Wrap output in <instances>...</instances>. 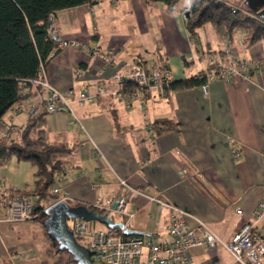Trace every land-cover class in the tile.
Instances as JSON below:
<instances>
[{
  "label": "crops",
  "instance_id": "obj_1",
  "mask_svg": "<svg viewBox=\"0 0 264 264\" xmlns=\"http://www.w3.org/2000/svg\"><path fill=\"white\" fill-rule=\"evenodd\" d=\"M180 7L168 11L162 1L97 0L91 6L84 2L56 10L57 35L88 43L89 49L48 53L40 78L76 92L83 87L96 91L101 85L104 93L92 102H73L76 119L62 108L40 112L49 141L71 150V158L62 162L56 176L59 199L94 205L122 190L132 197L128 205L134 211L126 225L163 243L171 239L165 227L167 210L149 198L159 192L186 213L190 224L198 218L227 242L242 217L236 207L247 215L264 196V65L250 70L248 78L210 81L207 96L200 84L170 87L164 97L154 88L145 90V117L131 93L134 86L121 90L112 79L125 61L149 64L154 59L166 60L174 80L191 78L208 70L206 54H221L226 47L239 56L264 59L263 42H249L241 28L229 36L223 26L207 23L219 30L221 44L213 37L202 39L199 31L189 35ZM241 32L248 38L243 50L238 46ZM111 46L118 52L104 64L100 53ZM36 87L22 100L12 123L25 124L30 103L47 98L45 85ZM164 119L172 126L167 127ZM10 138L19 136L12 132ZM230 139L237 142L239 155L232 152ZM29 164L16 170L9 160L0 163V195L5 188L34 187V166ZM182 166L200 173V187L182 177ZM119 178L138 192L118 184ZM52 202L46 199V206ZM252 232L264 233V214ZM69 259V253L52 249L42 221L10 220L7 202L0 198V264H69ZM182 264L240 263L217 244L192 246L190 260Z\"/></svg>",
  "mask_w": 264,
  "mask_h": 264
},
{
  "label": "built area",
  "instance_id": "obj_2",
  "mask_svg": "<svg viewBox=\"0 0 264 264\" xmlns=\"http://www.w3.org/2000/svg\"><path fill=\"white\" fill-rule=\"evenodd\" d=\"M97 0H87L91 6ZM232 10L236 6L229 3ZM188 7L184 8V12ZM244 14H248L243 10ZM56 33V31H55ZM57 34V33H56ZM248 38L244 32L240 33L238 46L242 50L246 48ZM64 48L89 49L88 43H83L75 38H64L57 35L54 45L49 55ZM117 47H107L102 50L100 56L105 63L110 62L117 54ZM208 70L203 73V82L200 87L204 96L209 93L208 84L212 80L228 79L229 77L242 76L249 77L252 69L260 70L264 65L263 58L250 59L239 56L228 47L221 54L208 53L205 55ZM81 74V69H79ZM112 79L119 85L121 90H125L128 82L136 84L131 93L137 97L141 114L146 115V101L144 92L154 88L159 96H166L171 87L174 77L166 60L154 59L149 64L139 61H125L112 74ZM31 88L37 89V84L45 85L48 90L47 98L37 103L31 102L26 111L29 115L44 111H52L63 108L75 115L72 110V103L92 102L104 93L103 86L98 85L96 91H89L86 87L78 92L73 87L59 89L46 79L40 77L30 79ZM128 105V104H127ZM22 100L16 101L8 110L7 116L0 117V135L10 137L12 132L21 136L24 124L12 123L14 115L22 110ZM73 119V120H74ZM151 129H148L150 131ZM230 147L235 155L240 154V149L234 139H230ZM60 171L58 172V174ZM182 177L193 182L200 187V173L189 170L186 166L180 168ZM117 183L125 186L128 190L138 192L134 187L128 185L127 181L119 178ZM0 188L3 186L0 184ZM52 190L55 193L60 191V186L54 182ZM150 199L158 201L166 210L165 227L171 235L167 242L160 243L154 236L124 235L122 230L113 229L106 225L103 227L89 226V221L83 218H70L68 227L76 238H84L85 246L93 251L91 254L94 264H182L190 260V248L195 245H205L213 247L223 244L232 254L233 259L240 264H264V233L256 234L252 232L253 225L264 214V196L261 197L249 214H244L240 206L236 211L242 214L241 220L230 239L224 242L204 221L197 218L194 224H190L186 219V213L176 204H173L160 197L159 192L149 196ZM132 197L124 191L111 193L105 199H98L94 206L100 212H108L114 220H126L133 214V208L129 206ZM33 200L30 196L16 194L7 204L8 218L10 220H27L33 216ZM111 212L113 214H111ZM67 220V222H68Z\"/></svg>",
  "mask_w": 264,
  "mask_h": 264
},
{
  "label": "trees",
  "instance_id": "obj_3",
  "mask_svg": "<svg viewBox=\"0 0 264 264\" xmlns=\"http://www.w3.org/2000/svg\"><path fill=\"white\" fill-rule=\"evenodd\" d=\"M86 1L0 0V117L16 101L27 98L31 94L30 79L40 77L41 66L57 37L54 30L55 11ZM152 1H162L168 11H174L180 6V0ZM182 1L185 6H181L179 10L184 12V8L188 7L189 14L184 17V21L189 35L197 36L198 28L210 23L215 27L223 26L229 36L235 28H241L247 31L249 42L261 41L264 44V16L252 8L245 10L232 3L237 8L233 11L229 0ZM243 10L248 11V14H244ZM203 73L187 79L173 80L171 87L183 88L200 84L204 80ZM135 85L128 82L125 89ZM43 116V111L29 115L18 139L0 135V163H5L12 157L27 159L34 166L36 176L33 188H5L6 193H1L0 198L8 204L16 194L30 197L35 194L37 197L33 201L31 218L42 222L46 217V199H59L51 188L57 180L58 171L62 169L63 159L60 156L68 149L62 144L49 141ZM162 122L167 127L172 126L170 120L164 119ZM66 200L71 204H82L76 200ZM87 205L99 210L94 205ZM50 240L54 251L67 252L58 250L57 242L51 238ZM69 264H76L71 260V255Z\"/></svg>",
  "mask_w": 264,
  "mask_h": 264
},
{
  "label": "water",
  "instance_id": "obj_4",
  "mask_svg": "<svg viewBox=\"0 0 264 264\" xmlns=\"http://www.w3.org/2000/svg\"><path fill=\"white\" fill-rule=\"evenodd\" d=\"M264 5V0H258ZM188 11L184 12L187 16ZM63 109V108H62ZM46 217L43 224L48 236L57 242L58 250H66L71 255V260L76 264H94L87 246L80 243L68 227L70 218H83L88 221L96 220L104 225L120 229L126 235H144L145 232L130 228L122 220H114L108 212H100L87 204H71L66 199H58L45 207Z\"/></svg>",
  "mask_w": 264,
  "mask_h": 264
},
{
  "label": "rangeland",
  "instance_id": "obj_5",
  "mask_svg": "<svg viewBox=\"0 0 264 264\" xmlns=\"http://www.w3.org/2000/svg\"><path fill=\"white\" fill-rule=\"evenodd\" d=\"M229 1L234 3V4H237L238 6H240L241 8H243L245 10L252 8L254 11H256L259 14H262L264 16V5L262 3H260L258 0H229ZM178 4L180 6H182L183 1L180 0L178 2ZM198 31H199L202 39H203V37L206 36L209 39L213 37L214 41H216V42L220 43V41H221L219 30L216 29L215 27H212L209 24H206V25L198 28ZM66 151H68V152H64V154L60 156V158H62L64 162H66L67 160H69L71 158V152H70L71 150L67 149ZM9 164H12L13 167L16 168V170L24 169L23 168V166H25L24 164L30 165L29 164V160H27V159H17L16 157L9 158ZM27 189H30V188H27ZM36 197L37 196L35 194H33L31 196L33 201L35 200ZM111 214H113V213L111 212ZM69 221L70 220H68V223H69ZM89 226H92V227H103L104 224L101 223V222H98L96 220H92V221H89ZM78 240L82 244L85 245L86 240L84 238H78Z\"/></svg>",
  "mask_w": 264,
  "mask_h": 264
}]
</instances>
